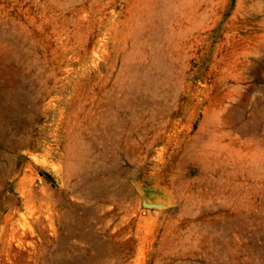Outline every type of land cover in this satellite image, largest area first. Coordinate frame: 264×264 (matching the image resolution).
<instances>
[{"label":"rangeland","instance_id":"374dc122","mask_svg":"<svg viewBox=\"0 0 264 264\" xmlns=\"http://www.w3.org/2000/svg\"><path fill=\"white\" fill-rule=\"evenodd\" d=\"M0 264H264V0H0Z\"/></svg>","mask_w":264,"mask_h":264},{"label":"water","instance_id":"95a60500","mask_svg":"<svg viewBox=\"0 0 264 264\" xmlns=\"http://www.w3.org/2000/svg\"><path fill=\"white\" fill-rule=\"evenodd\" d=\"M144 205L146 207H150V208H162V207H165L164 204H158V203H147V202H145Z\"/></svg>","mask_w":264,"mask_h":264}]
</instances>
